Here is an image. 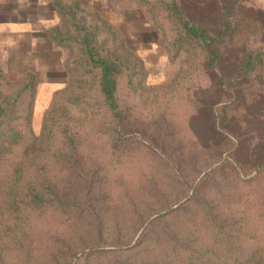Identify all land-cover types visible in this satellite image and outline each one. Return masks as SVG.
Returning a JSON list of instances; mask_svg holds the SVG:
<instances>
[{
	"label": "rangeland",
	"instance_id": "374dc122",
	"mask_svg": "<svg viewBox=\"0 0 264 264\" xmlns=\"http://www.w3.org/2000/svg\"><path fill=\"white\" fill-rule=\"evenodd\" d=\"M81 1L94 45L128 62L118 85L122 120L82 76L80 48H0V91L23 93L11 123L19 140L0 159V264H264V169L243 163L264 151V66L214 95L219 135L199 108L210 83L203 56L176 42L161 6L170 0L108 9ZM178 1L208 28L226 19L220 3L240 6V18H230L239 34L220 48L225 75L240 70L241 44L261 48L264 0ZM45 129L67 137L34 145ZM42 161L53 189H40L45 204L11 205V170L24 163L34 185Z\"/></svg>",
	"mask_w": 264,
	"mask_h": 264
},
{
	"label": "trees",
	"instance_id": "16d2710c",
	"mask_svg": "<svg viewBox=\"0 0 264 264\" xmlns=\"http://www.w3.org/2000/svg\"><path fill=\"white\" fill-rule=\"evenodd\" d=\"M218 7V13L226 17V19H221L218 22L216 28H208L206 23L202 21L204 18L200 13H191L190 11L184 9L178 0H170L169 2H163L162 8L168 19L173 23L176 33L177 41L181 45L194 48L198 53L203 56L202 66L204 71L208 72L210 83L207 86L206 92H201L199 95L206 97L204 99L205 103L199 106L200 110H206L209 116V125L218 132L222 130V124L218 121V114H214L219 104H210L216 93L223 92V90L230 91L231 85L240 80H247L251 73L258 67L264 66V39L262 40L261 48L257 50H252L248 43L241 44L243 49L242 55V66L240 70L231 75H225L219 68V62L221 61L223 54L221 52V47L224 45L227 39H230L236 34H239L237 30V25L233 24V20L230 18H237L242 15L240 12V6L237 5L235 1L232 4L225 6L220 3ZM55 9L59 15L60 23L51 28L48 31V38L51 43L56 48H80L81 61L80 64L84 68L85 72L82 73L83 77L90 75L94 79V85L102 98L104 105L107 107L111 113V119L120 124L122 120V111L118 105V85L119 79L123 73L128 70V62L123 56H118L117 53L109 55L103 52L100 47L94 45L95 34L90 32L89 27L92 18L79 16L80 10L85 8V6L78 0L61 1L56 0L54 3ZM198 15V16H197ZM83 25H81V22ZM70 24L76 31L81 33L80 35L68 37L65 33V26ZM86 25V26H85ZM96 26V30H97ZM2 75L0 73V82ZM29 88L27 85L25 89ZM22 92H15L9 95H5L0 91V159L2 155L7 152L8 147H13L19 140V133L16 129L11 127V123L16 119V102ZM195 94V93H194ZM246 122V121H245ZM247 123V122H246ZM248 124V123H247ZM246 127L245 124H241ZM118 126V125H116ZM212 129V130H213ZM69 132V131H68ZM120 133V130H118ZM66 136L65 132L62 130H43L40 136L34 137V145L40 144L45 141H55V137ZM227 136V135H224ZM67 137V136H66ZM238 148H242L244 144V138H239ZM70 149L73 151L75 146L74 135H69L67 140ZM246 143V141H245ZM262 145L264 143H261ZM263 147H259V153L256 155L254 152L247 154L245 156L243 163L248 160L257 169H264V151L261 152ZM4 151V153H3ZM52 154L51 149L48 151ZM55 152L53 156H57ZM261 154V155H260ZM242 157V156H241ZM56 161L57 159L54 158ZM240 159L237 160L240 163ZM261 161V162H260ZM42 164L35 168L34 173L41 179L39 183L32 185L30 183L29 177L32 176L24 163H19L13 171L11 170V175H13V184L10 186L8 192L9 203L11 205L21 204L25 208L33 210L40 209L45 204V196L42 194L40 189L45 184V188L51 192L53 190L47 186L48 180L45 178V172L47 166ZM261 163V164H259ZM21 186H17V184ZM20 196L19 202H17V197ZM17 210L22 209L16 207Z\"/></svg>",
	"mask_w": 264,
	"mask_h": 264
},
{
	"label": "crops",
	"instance_id": "0c3cea01",
	"mask_svg": "<svg viewBox=\"0 0 264 264\" xmlns=\"http://www.w3.org/2000/svg\"><path fill=\"white\" fill-rule=\"evenodd\" d=\"M55 1L0 0V48H56L47 35L60 23ZM115 2L118 0H89L86 3H99L108 9Z\"/></svg>",
	"mask_w": 264,
	"mask_h": 264
}]
</instances>
